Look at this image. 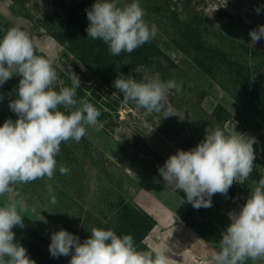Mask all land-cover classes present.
<instances>
[{"label": "clouds", "instance_id": "clouds-1", "mask_svg": "<svg viewBox=\"0 0 264 264\" xmlns=\"http://www.w3.org/2000/svg\"><path fill=\"white\" fill-rule=\"evenodd\" d=\"M255 10L261 11L259 7ZM86 12L87 37L102 40L112 55L130 54L157 33L156 25L149 26L145 21L139 0L122 7L116 0H96ZM249 35L254 46L264 39V25ZM17 74L21 77L17 98L10 101L9 108L18 118L7 119L0 126V196L13 193L15 185L52 179L61 144L70 140L79 143L86 135V126H95L100 116L87 100H80L77 106L80 80L72 70V86L54 89L57 73L53 62L37 55V46L26 31L13 27L0 38V86ZM114 87L123 94L125 103L134 102L145 114L164 112V118L178 116L166 107L169 91H181L176 81L146 75L140 82L117 78ZM255 143L254 137L235 128L227 133L215 128L206 132L195 148L170 155L158 171L164 182L182 191L194 208H208L213 195H227L234 182L243 184L249 178ZM69 171L60 165V174ZM51 203H56L54 195ZM23 210L24 202L14 198L0 206V264H36L16 241L13 231L24 227L20 214ZM228 215L231 223L221 233L219 251L213 253L210 264L264 260V177L240 211ZM49 252L53 258L70 256L69 264H170L172 260L167 249L139 250L130 234L118 235L112 229L97 227L83 242L64 229L52 233Z\"/></svg>", "mask_w": 264, "mask_h": 264}, {"label": "rangeland", "instance_id": "rangeland-1", "mask_svg": "<svg viewBox=\"0 0 264 264\" xmlns=\"http://www.w3.org/2000/svg\"><path fill=\"white\" fill-rule=\"evenodd\" d=\"M72 1L0 0V25L6 31L13 27L30 30L35 43L51 57L57 73L54 89L59 91L61 87H69L67 83L71 80L72 70L87 92L81 95L77 89V106L80 100L92 97L87 101L95 108L97 105L96 109L103 113H100L95 126H86V135L79 143L67 142L74 148L75 154H71L68 161L56 159L57 168L52 179H38L13 186V193L0 196V206L10 198L22 200L25 210L20 214L24 227L33 225L50 242L49 236L60 229L78 236L83 242L93 227L99 228L100 223L113 220L114 202L117 204L124 198L129 204L139 206L135 195L140 182L148 174L162 177L158 169L166 161L164 153L195 148L203 141L206 132L215 128L226 133L235 128L241 134L250 130L252 137L258 140L259 148L263 149L260 156L254 152L255 158L260 161L255 162L249 178L243 184L234 182L229 189L236 202L243 206L252 189L264 177L262 123L174 47L170 35L175 33V27L169 26L165 23L168 19L158 15L151 18L145 15L144 19L149 26L156 25L157 33L153 39L173 56L176 64L164 71L142 65L132 69L128 76L140 82L146 75H158L162 81L173 80L180 84L181 91L170 90L166 102V107H171L178 116L164 118V112L145 114V110L138 109L134 102L125 103L123 99H119L117 104V92L88 67L78 63L73 55L66 53L48 34L45 26L63 18L65 4ZM116 3L122 7L131 1L116 0ZM171 3L182 19L196 20L203 28L221 31L250 44V31L264 25V0H171ZM257 7L261 9L259 13L255 10ZM197 12L203 17L197 18ZM255 46L264 51V39L257 41ZM120 74L126 77L124 71L120 70ZM16 76L17 80L21 79L18 74ZM7 83H10L9 80L0 86V96L3 97L0 99L1 125L7 119L14 121L18 118L9 108L13 96L5 88ZM93 90L98 96L93 95ZM218 103L227 107L234 118L224 124L214 118L212 112ZM116 104V109H113ZM61 164L70 169L68 174H60ZM53 195L55 204L51 203ZM23 228L13 229L15 238ZM47 241L41 240V243L49 249ZM257 262L259 264V260ZM250 263L249 259L244 262Z\"/></svg>", "mask_w": 264, "mask_h": 264}, {"label": "trees", "instance_id": "trees-1", "mask_svg": "<svg viewBox=\"0 0 264 264\" xmlns=\"http://www.w3.org/2000/svg\"><path fill=\"white\" fill-rule=\"evenodd\" d=\"M19 1L24 2V0ZM95 2L96 0H73L72 3L65 4L63 18L45 27L48 34L64 48L66 53L73 55L78 63L88 67L109 88L117 92L116 103L119 104L123 94L114 87L117 78L130 79L128 75L132 69L142 65L164 71L165 68L175 66L176 62L173 56L164 51L153 38L130 54L122 52L116 56L110 54L108 46L102 40L87 37L86 29L89 21L86 10L91 9ZM139 3L146 16L151 18L153 15H158L168 19L165 23L175 27V33L170 35L174 47L183 52L264 127V51L248 42L231 38L221 31L203 28L196 20L182 19L172 8L171 0H139ZM195 15L197 18L203 17L199 12ZM6 32L0 25V38ZM26 32L33 40L32 32L30 30ZM33 42L37 46V55L52 60L34 40ZM120 70L126 73V77L120 74ZM9 82L11 84H5V88L11 91L14 100L17 98L19 80L14 75ZM67 84L71 87L72 81L69 80ZM77 89L81 95L87 93L81 84ZM93 95L98 96L96 90H93ZM117 104L113 109H116ZM212 116L221 124L234 118V114L221 103L215 106ZM60 148V154L56 157L60 161L65 159L68 161L69 156L75 154L74 148L67 143H62ZM258 161L260 160L255 158L254 166ZM177 192L185 198L182 191L177 189ZM229 192L231 193L230 190ZM114 204L113 220L100 223L99 228L112 229L118 235L130 234L139 250H151L144 239L156 225V219L140 206L129 204L124 198ZM206 209L199 208L202 213H205ZM191 220L188 217V222ZM90 234L91 232L87 233L88 238ZM15 239L27 249L29 258L35 260L36 264H69L70 256L59 258L51 256L49 249L41 243V240L45 242L47 240L33 225L24 227ZM47 242L50 244V241Z\"/></svg>", "mask_w": 264, "mask_h": 264}, {"label": "crops", "instance_id": "crops-1", "mask_svg": "<svg viewBox=\"0 0 264 264\" xmlns=\"http://www.w3.org/2000/svg\"><path fill=\"white\" fill-rule=\"evenodd\" d=\"M243 134L252 137L253 133L247 130ZM257 142L253 145L254 152L260 156L263 149ZM164 154L167 160L175 152ZM144 177L135 199L156 219V225L144 239L146 245L156 250L167 249L172 259L170 264H210L213 253L219 251L221 233L231 223L228 214L239 212L242 204L236 202L229 191L227 195L217 193L211 198L212 206L202 213L187 202L174 185L166 184L162 177L156 178L151 174ZM195 214H201L203 222L195 219ZM188 217L192 219L189 222ZM249 261L250 264H258L257 261ZM259 264L264 262L259 260Z\"/></svg>", "mask_w": 264, "mask_h": 264}, {"label": "water", "instance_id": "water-1", "mask_svg": "<svg viewBox=\"0 0 264 264\" xmlns=\"http://www.w3.org/2000/svg\"><path fill=\"white\" fill-rule=\"evenodd\" d=\"M176 56H177V54H176ZM194 218L198 219L200 222H203V220H204V218H203V216L201 214H195Z\"/></svg>", "mask_w": 264, "mask_h": 264}]
</instances>
